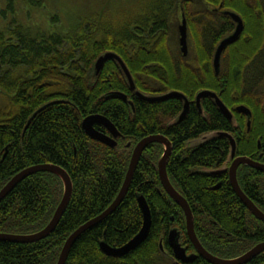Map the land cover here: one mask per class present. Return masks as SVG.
Listing matches in <instances>:
<instances>
[{
    "label": "trees",
    "instance_id": "obj_1",
    "mask_svg": "<svg viewBox=\"0 0 264 264\" xmlns=\"http://www.w3.org/2000/svg\"><path fill=\"white\" fill-rule=\"evenodd\" d=\"M25 1L31 8L41 5V0ZM227 10L240 15L244 28L224 50L221 61L224 56L226 66L216 73V48L236 28L233 18L224 13ZM182 17L196 27L195 38L188 39L187 55L179 47L178 33L169 38ZM0 18L6 20L0 28V91L8 97L7 104L0 105V189L22 169L44 163L61 166L73 182L72 197L54 231L35 242L1 240L0 264H56L67 237L117 196L136 143L154 134L171 140L168 175L188 201L205 249L231 258L264 241V223L237 197L228 173L203 172L228 161L230 141L218 137L192 145L204 134L229 132L236 140L237 155L264 163V0H121L64 26L61 16H55L50 19L53 28L32 23L29 16L25 22L14 0H8L0 8ZM107 51L124 60L142 94H185L190 103L186 117L172 123L184 100L140 97L113 59L105 61L93 80V64ZM203 90L222 99L235 123L211 97L201 99L200 110L196 96ZM240 105L251 110L250 119L237 110ZM92 114L106 116L117 127L121 137L116 148L85 133L82 121ZM95 128L107 132L98 123ZM162 151L158 142L144 150L123 201L80 235L65 264H182L168 243L174 227L183 232L182 244L194 251L184 212L159 179ZM237 177L246 195L264 211V172L242 165ZM140 193L152 211L148 237L126 255L104 254L101 241L122 246L141 229L143 217L136 198ZM62 195L57 175L44 171L28 176L0 202V232L41 230ZM187 264L211 263L198 256ZM247 264H264V251Z\"/></svg>",
    "mask_w": 264,
    "mask_h": 264
},
{
    "label": "water",
    "instance_id": "obj_2",
    "mask_svg": "<svg viewBox=\"0 0 264 264\" xmlns=\"http://www.w3.org/2000/svg\"><path fill=\"white\" fill-rule=\"evenodd\" d=\"M224 13L230 15L233 18V20L236 22V28L230 35L223 38L219 42L216 48L214 59H213V66H214L216 73H218L220 70L221 57L223 55L224 50L229 45H231L232 43H234L235 41L239 39L243 31V28H244L243 20L239 14L233 11H228V10L224 11ZM179 34H180L179 42L181 45V50L184 55H187L188 53V27H187V21L185 17H183L182 22L179 25ZM108 59H113L118 63L121 71L123 72V74L125 75V77L127 78L129 82L131 90H133L140 97L146 100H149V101L163 100L171 96L179 97L183 99L184 100L183 110L177 116V118H175L172 121V123L179 122L186 117L188 110H189L190 103H189L188 98L185 96V94L178 92V91H169L159 96H148V95L142 94L141 92L137 90L132 74L129 71L126 63L115 52L107 51L101 54L96 59V61L93 64V78H92L93 80L100 74L105 61ZM120 95H122L124 99H127V96L125 94H120ZM206 96L211 97L214 103L216 104V106L219 108V110L232 123H235V117H234L233 112L227 107V105L222 101V99L213 91L203 90L197 94L196 102L200 110H202V106L200 104L201 99ZM237 110L247 115L248 118L250 119L252 112L247 106L240 105L237 107ZM37 112L38 110L35 112V114ZM96 123L102 125L106 129L107 132H102V131L97 130L95 128ZM249 124L250 123H248V125ZM82 128L84 129L85 133L90 138L100 141L112 148L117 147L118 139L121 137V133L119 132L117 127L106 116L102 114H92V115L85 117L82 121ZM218 137L227 138L230 141L228 161L231 159V164L228 165L227 163L228 161H227L220 168L204 169L203 172L207 174H211V175H221L227 172L229 176V181L237 197L245 205V207L252 213L254 217H256L257 219H259L260 221L264 223V211H262L255 204V202L246 195V193L241 188L239 181H238V177H237V171L241 165H246L260 172H264V163L261 161L255 160L249 156H244V155L236 156V151H237L236 140L234 136L229 132L215 131V132L204 134L201 137L193 140L192 145L200 146ZM154 142H158L162 144L163 146L162 154L157 163V170H158V175H159L161 185L163 187V190L170 196V198L174 200L182 208L184 212V216H185L186 234L188 235L192 243V246L194 248V251L188 253L187 248L181 242V237H182L183 232L177 227L172 228L168 233V243L177 261H180L182 264H187L195 260L198 256H201L203 259H205L207 262L211 264H247L253 258H255L257 255H259L260 253L264 251V241L258 242L257 244L249 248L244 253L238 256H235V257H231V258H225V257L214 255L204 248V246L201 244L195 232L194 215L191 210V207L188 201L186 200V198L175 188V186L171 182L169 175H168L167 164L169 162V158L173 150L171 140L165 135L154 134V135L146 136L136 143V145L133 147L130 160H129V164H128V168L126 171V175H125L122 186L117 196L112 201V203L101 214L88 220L84 224L80 225L67 237V239L65 240L62 246V249L60 251L56 264H65L72 246L74 245L76 240L80 237V235L84 233L86 230H88L89 228L101 222L120 205V203L125 198L131 186L133 176L135 174V171L137 170L138 164L140 162V159H141V156L144 150L151 143H154ZM44 171L51 172L57 175L63 184L62 198L59 204L57 205L51 219L49 220V222L46 224L44 228L32 234H15V233L0 232V241L5 240V241L19 242V243L35 242L42 238L47 237L49 234H51L54 231L55 227L57 226L61 217L63 216L70 202V199L72 197V193H73V182L71 180V177L68 174V172L61 166L56 165V164H51V163H44V164L32 165V166L22 169L21 171L17 172L0 189V202L25 178H27L28 176L34 173L44 172ZM136 198H137V202H138V205L140 207L142 217H143V223H142L141 229L139 230L137 234H135L128 242H126L122 246H112L104 240L101 241L99 246H100L101 251L104 254L108 256H115V257L126 255L127 253L139 247L148 237L150 228L152 225V211H151L150 205L147 202V199L145 198L143 194L141 193L138 194Z\"/></svg>",
    "mask_w": 264,
    "mask_h": 264
},
{
    "label": "rangeland",
    "instance_id": "obj_3",
    "mask_svg": "<svg viewBox=\"0 0 264 264\" xmlns=\"http://www.w3.org/2000/svg\"><path fill=\"white\" fill-rule=\"evenodd\" d=\"M7 1L8 0H0V8H4L7 5ZM116 1L120 2L121 0H41V5L37 7L32 6L33 8L26 6L25 4H27V2L25 0H14V4H16L18 16H20L25 22H27L29 16L30 22L38 24L44 28H53L55 25L50 19L55 16H61L62 25L64 26L65 24H69L70 21L73 22V19L75 18H82L88 16L93 11H99L108 5H114ZM224 8L231 9L230 7ZM216 9L218 10L219 8ZM8 16V19H10V14H8ZM182 19L183 17L177 25V31H173L169 38L173 36L174 39L176 33L180 36L179 25L181 24ZM4 26H6V20L4 21L0 18V28ZM187 27L188 39L191 40V37L195 38L196 27L192 23H187ZM178 50L180 51V49ZM222 59L221 66L225 67L226 61L224 56ZM262 89H264V85ZM7 102V95L0 91V105L4 106ZM188 253L190 252L188 251Z\"/></svg>",
    "mask_w": 264,
    "mask_h": 264
},
{
    "label": "flooded vegetation",
    "instance_id": "obj_4",
    "mask_svg": "<svg viewBox=\"0 0 264 264\" xmlns=\"http://www.w3.org/2000/svg\"><path fill=\"white\" fill-rule=\"evenodd\" d=\"M236 156H238L237 154H236ZM262 162V161H261ZM231 164V159L228 161V165H230ZM242 166V165H241ZM239 169V168H238Z\"/></svg>",
    "mask_w": 264,
    "mask_h": 264
}]
</instances>
